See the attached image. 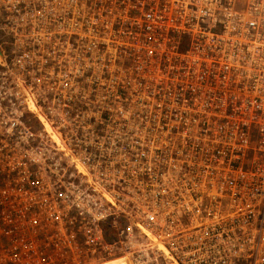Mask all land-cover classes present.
Here are the masks:
<instances>
[{"label": "built area", "instance_id": "obj_1", "mask_svg": "<svg viewBox=\"0 0 264 264\" xmlns=\"http://www.w3.org/2000/svg\"><path fill=\"white\" fill-rule=\"evenodd\" d=\"M0 264H264V0H0Z\"/></svg>", "mask_w": 264, "mask_h": 264}]
</instances>
